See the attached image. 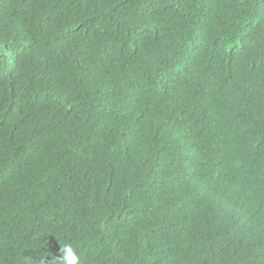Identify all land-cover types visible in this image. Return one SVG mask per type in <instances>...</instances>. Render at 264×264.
<instances>
[{"label":"trees","instance_id":"trees-1","mask_svg":"<svg viewBox=\"0 0 264 264\" xmlns=\"http://www.w3.org/2000/svg\"><path fill=\"white\" fill-rule=\"evenodd\" d=\"M264 264V0H0V264Z\"/></svg>","mask_w":264,"mask_h":264},{"label":"clouds","instance_id":"clouds-1","mask_svg":"<svg viewBox=\"0 0 264 264\" xmlns=\"http://www.w3.org/2000/svg\"><path fill=\"white\" fill-rule=\"evenodd\" d=\"M51 264H81V257L70 243H64L60 256L54 258Z\"/></svg>","mask_w":264,"mask_h":264}]
</instances>
